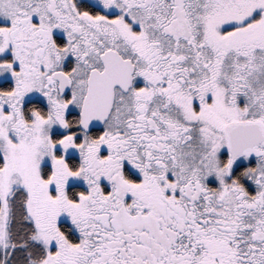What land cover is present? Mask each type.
I'll return each mask as SVG.
<instances>
[{"label":"snow or ice","instance_id":"obj_1","mask_svg":"<svg viewBox=\"0 0 264 264\" xmlns=\"http://www.w3.org/2000/svg\"><path fill=\"white\" fill-rule=\"evenodd\" d=\"M0 264H264V0H0Z\"/></svg>","mask_w":264,"mask_h":264}]
</instances>
